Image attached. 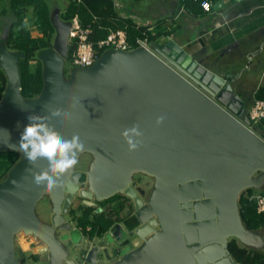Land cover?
<instances>
[{"label":"water","instance_id":"water-1","mask_svg":"<svg viewBox=\"0 0 264 264\" xmlns=\"http://www.w3.org/2000/svg\"><path fill=\"white\" fill-rule=\"evenodd\" d=\"M51 21L56 35L53 46L39 53L44 86L36 97L21 92L23 53L8 48L6 34L0 40V66L7 77L0 100V152L21 154L0 181V264H20L19 232L39 240L51 264L81 259L70 257L64 243L81 242L65 217L78 194L88 205L117 193L135 201V226L117 224L108 233L125 246L112 264H235L231 238L261 249L263 235L244 225L239 196L264 186V139L249 128L248 108L233 84L174 40L154 45V51L107 49L92 66L73 67L67 75L74 25L59 9ZM57 109L61 115L53 116ZM30 114L45 118L65 139L78 136L84 150L77 160L92 154L89 169L82 173L74 166L52 190L38 186L34 176L48 163H29L19 148ZM135 126L142 135L133 137L139 147L130 151L123 133ZM136 173L154 180L145 199ZM45 195L53 205L51 222L35 211ZM97 250L94 246L83 255L87 264H98Z\"/></svg>","mask_w":264,"mask_h":264},{"label":"crops","instance_id":"crops-1","mask_svg":"<svg viewBox=\"0 0 264 264\" xmlns=\"http://www.w3.org/2000/svg\"><path fill=\"white\" fill-rule=\"evenodd\" d=\"M143 1L120 0L125 14L134 17L141 27H153L156 38L151 40L152 46L174 40L212 71L210 60L214 58L220 67L227 62H231L233 67L237 65V73L225 71L227 76L224 77L233 84L234 91L248 109L247 105L253 104L259 94H264V0H223V5L216 7L220 0H210L212 8L209 12L194 0ZM77 202L76 197L72 209ZM107 205V208L111 206L110 203ZM68 213L72 218V213ZM116 220L122 225L121 219ZM74 229L81 231L78 225ZM111 230L109 228L107 232ZM258 231L263 235L261 229ZM20 246L24 251H32L36 257L42 250V247L32 248L30 244L27 249L22 244Z\"/></svg>","mask_w":264,"mask_h":264},{"label":"trees","instance_id":"trees-1","mask_svg":"<svg viewBox=\"0 0 264 264\" xmlns=\"http://www.w3.org/2000/svg\"><path fill=\"white\" fill-rule=\"evenodd\" d=\"M76 1L77 0H69L65 13L60 14V17L72 23L76 20V25L93 22L94 34L91 37L92 40L95 41L104 38L108 35L110 30L119 28L126 29L129 42L132 44L137 36L142 35L144 30L143 27L137 26L131 19L123 20L119 18L113 0H83L81 3H77ZM28 7H33L36 13V27L39 32L37 36L33 35L34 33L29 29L26 21L27 19L24 17ZM0 13L3 15L8 14V18L11 19L6 33L8 48L23 53V56L19 60L21 92L25 98L36 97L41 93L44 86L43 64L39 59V53L53 46L56 35V29L51 21V9L43 0H8V10L2 8ZM93 15L98 17L97 21H93ZM1 18L0 16V23L2 22ZM1 25L2 24H0V40L3 29ZM157 36H159V33H157ZM151 37V40L156 38L155 35ZM73 40L69 39V54L66 60L71 57L74 48ZM104 51L105 50L101 51L99 56H101ZM6 86L7 77L0 66V100L3 97ZM257 99H264V94H259ZM256 131L264 138V120L258 125ZM0 153H9V156H6L0 163V181H3L8 176L12 167L20 159L21 154L18 151L11 150ZM254 194L252 187L243 190L239 196V209L244 225L250 230L258 231L264 227V212H258L257 200L249 198V196ZM121 197V194L117 193L101 201L103 206L108 203L113 204V208L116 212H113V209L110 208L108 210L112 211L110 215L104 213L99 214L97 213L99 211H97V208L86 205L78 206V208L82 209V211H80V216L76 215V209L70 208L69 212L72 213L73 219L76 218L77 225L81 227V233L88 232L89 237H91L90 239L94 238L95 235L103 236L102 234L106 233L112 225L111 216H113V213L119 214L121 212L120 210L123 208V204L120 202ZM95 209L96 215L92 217L91 214ZM105 218L107 220H105ZM135 222L134 219V222L129 224V227L133 228ZM88 227H90L91 230H88ZM81 233L79 232V234ZM228 248L235 264H264V251L261 249L245 246L236 238L230 239ZM32 257L35 258L36 255L33 254ZM20 264L24 263L21 262Z\"/></svg>","mask_w":264,"mask_h":264},{"label":"rangeland","instance_id":"rangeland-1","mask_svg":"<svg viewBox=\"0 0 264 264\" xmlns=\"http://www.w3.org/2000/svg\"><path fill=\"white\" fill-rule=\"evenodd\" d=\"M43 1L48 4L52 13H54L56 9H59L60 14L65 13V9L69 4V0H43ZM143 2L147 3L148 0H145ZM122 7H123V5L121 4V8ZM2 8H5L8 10V0H0V11ZM26 11L27 12H26L24 17H25V19H27L26 21L28 23L29 29L34 33L33 34L34 36H37V35H39V32H38V29L36 27L37 26V24H36L37 23L36 13H35L33 7H28ZM0 16L2 17L1 18L2 22L0 24H2L1 26L3 28L1 35H3V34L7 33V29H8V26H9L11 19L8 18V16H9L8 14L3 15L2 13H0ZM143 16H149V15H143ZM76 24H77V22H76V20H74L73 25L76 26ZM263 54H264V45H263ZM218 55H220V54H218ZM216 60L217 59H215V58L210 60V62L213 64L212 68H213V71H215V73L216 72L224 73V75H222V76H227L225 71L237 73V70L235 69L237 65H235V67H233L231 62H227V63L223 64L224 67H220L219 65L216 64V62H215ZM72 68L73 67L71 65L70 59L66 60L65 69H66L67 75H70ZM251 105H247V106L251 107ZM6 156L8 157L9 153H0V163L5 159ZM92 158H93L92 154H90L88 152L82 153L77 160V164L75 165L76 170L79 172L85 173L90 167ZM133 178L135 181L138 182L137 188H139L143 191V193H140L142 195V197L144 199L146 197H148L150 190L152 188V185L154 183L153 178L151 176L144 174V173H136V174H134ZM253 192L255 193L254 194L255 196H257L258 194H264V186L259 187V188L253 187ZM121 195L123 196L125 194H121ZM125 198L129 199V201L126 204V208H124V206H123V208L120 210V211H122L121 216H119L117 214L120 217V218L117 217L119 219H123L122 217L125 216V214H127V212L134 211L133 207L130 206V202L134 201V199L132 197H129V196H125ZM77 199H78V202L76 203L75 208H74V209H76V211H75L76 215L80 211H82L81 208H78L81 200L83 201V200H86L87 198L85 199L84 197L80 196V194H78ZM95 203L99 204V207L97 208V211L98 210L99 211L97 213H99V214L104 213V214H108V215L112 214V211H108V210L110 209V207H114L113 204H111V206H109L107 208L108 205L106 204L107 206L106 205L103 206V203L101 201L100 202L95 201ZM134 203H135V201H134ZM72 206H73V204H72ZM129 206H130V208H129ZM101 207H103V208H101ZM35 211H36V214L39 217V219H41L43 222H51V217L53 214V205H52L51 199L48 195H45L42 199H40L38 201L36 208H35ZM65 214H66L65 215L66 221L71 222V226L75 228V226H77L76 218L72 219L70 217L69 213H65ZM95 215H96V209L92 212L91 216L93 217ZM113 215H116V214L113 213ZM105 220H107V219L105 218ZM111 220H112V222H111L112 225L110 226V228L114 226L116 221H119V220H115L113 218ZM261 232L263 233V245H262L261 249L264 250V227L261 229ZM82 233H83V235L81 236V242L78 245H75L72 241L69 242L68 241L69 239L64 242L70 249V257L74 258L76 255H80L81 259H75V264H87V262L84 261L83 255L93 246H96L98 249V256H97L98 264H112V263H114V261L116 259H118V257L121 255V253L119 254V252L125 248L122 241H119V240L114 239V238L112 239L113 235L110 237L108 235V233L103 234V236L95 235V240L94 241L92 240L93 242L89 241L90 239L85 240L86 237L89 238L88 232H82ZM58 235H59V237H61V232H59ZM132 237L133 236L131 234L130 239ZM27 242H31L29 244L32 245V248L37 247V249H39V246L41 245L39 240H37L33 235H29V234H26L24 232H19L16 235L15 244H16V256L20 260V263L23 262L24 264H51L47 254H42L40 252V254L34 258V257H32L33 254H31L32 251H24L22 249V247L20 246V244H22L24 246V248L27 249L29 246V244ZM63 264H67V263L64 261Z\"/></svg>","mask_w":264,"mask_h":264},{"label":"clouds","instance_id":"clouds-1","mask_svg":"<svg viewBox=\"0 0 264 264\" xmlns=\"http://www.w3.org/2000/svg\"><path fill=\"white\" fill-rule=\"evenodd\" d=\"M52 115L60 116L61 111L57 109ZM64 115L67 116V113ZM27 120L28 123L23 127L20 134L19 148L23 151L25 159L31 164L41 159L47 161L48 168L36 174L34 181L38 186L44 185L48 190H52L59 186L60 178L77 164V155L84 150V144L78 136L65 139L46 122L45 118L39 115L30 114ZM162 120L161 117L158 123ZM253 131L261 137L256 129ZM141 135L138 126L124 131L123 136L130 151L139 147V142L134 141L133 137Z\"/></svg>","mask_w":264,"mask_h":264},{"label":"built area","instance_id":"built-area-1","mask_svg":"<svg viewBox=\"0 0 264 264\" xmlns=\"http://www.w3.org/2000/svg\"><path fill=\"white\" fill-rule=\"evenodd\" d=\"M82 1L83 0H77L76 2L81 3ZM113 1L120 19H131L134 24L141 27L134 17H131L122 11L120 0ZM194 1L199 2L204 11H211L212 2L210 0ZM97 20L98 17L93 15V21ZM143 28L142 35L137 36L132 44L129 42L125 28L110 30L106 37L94 41L91 39L94 34L93 22L74 26L69 36V39H74V48L70 57L72 67L87 68L92 66L100 57V52L107 49L128 51L138 47H144L154 51L151 43V36L156 33H154L155 31L153 30V27H148L147 29L145 27ZM248 117L251 122L249 127L252 130L257 129L258 125L264 120V99H257L254 101L252 106L248 109ZM249 198L257 200L258 212H264V194H258L257 196L252 195L249 196ZM89 228L90 227H88V229Z\"/></svg>","mask_w":264,"mask_h":264},{"label":"flooded vegetation","instance_id":"flooded-vegetation-1","mask_svg":"<svg viewBox=\"0 0 264 264\" xmlns=\"http://www.w3.org/2000/svg\"><path fill=\"white\" fill-rule=\"evenodd\" d=\"M71 178H72V176H71ZM122 196V195H121ZM125 196H127V195H123L122 197H121V201L120 202H122V204H123V206H124V208H126V204L128 203V201H129V199H127V198H125ZM86 199V198H85ZM85 200H81V202H80V205H86V206H93L94 208H98L99 207V204H96L95 203V200H92V201H94V203H95V205L93 204V205H88L87 203H85L84 202ZM119 202V203H120ZM130 206L131 207H133V209H134V211H130V212H127V214H125V216H123L122 218V221H120V223H122V225L124 226V227H126L128 230H129V224H132V222H134V213H135V203H134V201H131L130 202ZM130 206H129V208H130ZM70 208H72V206L70 207ZM103 208V207H102ZM111 209H113V212H116V210L113 208V207H110ZM122 212V211H121ZM119 216H121V213H119L118 214ZM117 214L116 215H113V216H111V219L113 218V219H117V217H115V216H118ZM118 216V217H119ZM73 219V218H72ZM118 222H116L115 224H117ZM114 224V225H115ZM116 226V225H115ZM88 230H91V228H89ZM114 231H116V229H114ZM79 233V232H78ZM80 233H81V231H80ZM103 234H105V233H103ZM102 234V235H103ZM83 235V234H82ZM82 235H80V236H82ZM135 236H133L130 240H127L128 241V243L129 242H131V240L134 238ZM86 239L88 240V239H90V237L89 238H87L86 237ZM95 240V237L94 238H92V239H90V240ZM128 243H126V247H128ZM131 244V243H130ZM121 253V251L119 252V254ZM121 257V255L119 256V258Z\"/></svg>","mask_w":264,"mask_h":264}]
</instances>
